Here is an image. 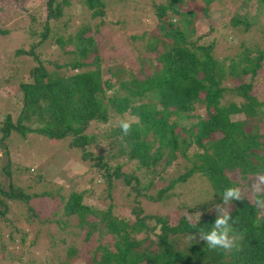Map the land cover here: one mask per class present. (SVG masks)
Here are the masks:
<instances>
[{
    "label": "trees",
    "instance_id": "16d2710c",
    "mask_svg": "<svg viewBox=\"0 0 264 264\" xmlns=\"http://www.w3.org/2000/svg\"><path fill=\"white\" fill-rule=\"evenodd\" d=\"M117 1L78 0L76 5L71 0L47 1L40 44L50 36L51 23L62 20L66 10L70 12L68 20L82 23L92 20L95 24L78 27L73 51L66 49L62 39L57 41L66 53L75 55L70 64L61 67L58 62H46L36 56L38 65L20 85L22 105L16 121L12 112L0 121V244L3 251L17 252L14 250L18 245V254L23 252L28 243H35L29 241L28 232L38 227L46 254H55L54 249L66 246L65 237L78 236L81 244H95L87 249L93 264H264V206L256 207L255 197L250 202L242 195V200L228 204L222 198L226 188H240L229 174L239 172L244 181L250 179L248 186L254 183L257 174H264V133L260 127L264 123V90L262 97L253 93L255 82L264 86V82L256 79L260 71L264 74V47H246L243 54L234 58H215V42L199 44L200 38L196 40L193 34L188 35L182 29L184 19L192 22L196 16L184 9L190 0H165L152 6L151 12L147 7L140 9L146 11L150 23L157 21L160 35H150L142 26L144 31L130 37L135 44L147 35L146 52L151 53L148 67L152 69V76L143 80L135 76L126 79L120 77L121 70H116L109 71L115 81H105L94 34L105 22L106 9ZM260 3L264 6V0ZM129 22L144 25L139 17L134 20L131 17ZM229 24L242 34L250 27L245 19L239 18H232ZM91 31L92 36L86 37ZM0 33L9 31L0 27ZM29 35L35 36V33L31 31ZM33 50H18L14 56H33ZM256 50L257 55L251 57ZM145 61L140 59L141 69ZM247 77L254 83L245 82ZM231 95L235 96L234 100L229 99ZM196 105L203 108L207 119L192 115ZM125 114L131 121L130 134L124 136L120 128L116 129L114 135L122 136L118 154L109 153L104 158L100 149L109 140L102 142L100 135H89L87 130L91 124L105 126L111 115L125 120ZM235 115L243 116L244 121L233 122L231 117ZM184 120H190L191 124L183 125ZM15 134H21L24 139L36 134L57 143L61 149L72 139L68 149L54 157L59 160L65 155L71 160L77 155L87 167L82 181L85 188L63 194L57 185L53 195L48 193L51 172L47 170L54 166V157L50 155L46 162L41 160L40 165L35 161L37 167L14 163L7 142ZM190 148L194 153L188 154ZM178 158L188 163L181 175L150 179L157 172H163L157 168L160 161L165 159V170ZM16 164H19L17 169ZM42 167L44 170L40 171ZM15 170L22 178H33L30 185L38 186L37 194L30 195L13 186ZM196 181L202 182L200 190L204 197L194 205L182 206L176 221L165 214L151 216L144 212V201L151 205L164 202L173 197L177 188L184 194L191 188L189 184ZM200 190L191 188L190 191L200 193ZM260 194L264 196V191ZM89 198L95 205L86 203ZM49 199L53 207L44 216L37 206ZM120 201V207L128 208L132 218L115 211ZM9 204L18 211L23 209L16 221L8 216ZM217 205L228 209L230 223L234 221L232 234L237 236V246L231 251L211 249L199 239L200 228L211 230ZM73 217L78 220L76 236L49 234L48 227L65 229ZM143 233L144 238L138 237ZM193 235L196 239L191 238ZM109 241L111 245L107 244ZM64 255L61 264H73L80 259L78 245L73 240L66 246Z\"/></svg>",
    "mask_w": 264,
    "mask_h": 264
},
{
    "label": "rangeland",
    "instance_id": "374dc122",
    "mask_svg": "<svg viewBox=\"0 0 264 264\" xmlns=\"http://www.w3.org/2000/svg\"><path fill=\"white\" fill-rule=\"evenodd\" d=\"M47 1L48 0H0V27L4 30L6 28V30L9 31L7 34L0 33V121H2V117L8 114V112L14 113L13 121H16L20 113V105H22L20 104V85L29 78L31 69L38 65V61L35 62L36 56H38L40 60L46 62H58L61 67L70 64L75 60V55L66 52L67 50L73 51V44L77 41L75 36L78 27L85 23L91 25L95 24V21L92 20H85L83 23L81 20H68L70 12L66 10V16H64L62 20L51 23L50 36L44 43L40 44L41 41L39 40V36L41 34V27L46 19V10L48 8ZM163 1L165 0H118L117 4L115 3L112 7L106 9L104 12L105 22L101 24L98 32L94 34V40L100 56L102 76L105 81L111 79L112 82H114L115 78H111L109 71L113 73V71L115 72L116 70H121L122 73L120 77L126 79L135 76L138 80H143L146 77L150 78L152 76V69L148 67L149 61H151L148 56H151V53L147 54L146 52L147 35L145 36V40H137L138 42L135 44H133L130 37L140 34L144 31L143 28H145L146 32L150 35H160L157 30V21L154 19L153 23H150L146 11H140V9L147 7L151 12L152 6ZM208 1L210 2L208 3ZM260 1L261 0H190L184 9L194 12L196 16L194 20L192 19V22L184 19L182 29L186 30L188 35L193 34L192 37L194 39L198 40L200 38L199 44L209 45L215 42L216 51L214 56L218 59H229L237 55L240 56L243 54L246 47H257L261 49L264 47V6ZM77 2L78 0H71V3L74 5H76ZM131 17L133 20L139 17V19L144 22V25H136L137 22H129V18ZM232 18L245 19L250 24L249 30L243 32V34L238 33V29L236 27H231L229 24ZM142 26L144 27L142 28ZM31 31L35 33V36L29 35ZM92 33L93 31L85 36H92ZM59 39H62L66 43V51L59 46L57 42ZM34 47L35 49L33 50ZM30 49L34 51L33 56H18V58L14 56L15 52L18 50H26L28 52ZM159 50V52L163 51L161 47ZM257 51L258 50L252 52L250 56L254 57L257 55ZM140 59L146 60L142 69L139 64ZM153 64L155 67H158L155 61H153ZM69 73L71 72L68 71V74ZM256 79L260 83L264 82V74L262 71H260ZM244 81L247 83H254L250 77L245 78ZM234 83L235 82H233V84ZM224 85L226 86L227 83H224ZM263 87V84L255 82L253 93L257 97H262ZM234 98V95L229 97L231 100H234ZM191 112L194 117L200 115L204 119L208 118L201 106L196 105ZM127 116V114L124 115L125 120H127ZM122 118L123 117L118 118L116 115H111L109 123L105 126L91 124L87 130L89 135H100V141L102 142L105 139L109 140L106 144L107 146L100 149L104 158H107L109 153L112 155L118 154V146L122 142V136L114 135V132L116 129L120 128L119 123ZM231 120L233 122H242L244 121V117L235 115L231 117ZM182 124L189 126L191 121L184 120ZM260 127L262 128L261 132L264 133V123H260ZM71 140L72 139L69 138L66 142L67 146L64 145L63 149H61L57 143H51V141H47L44 137L36 134L29 135L28 139H24L21 134H15L11 136L7 144L14 163L37 167V164L40 165L41 160L45 162L48 161L50 155L52 157H59L60 153L68 149V143H70ZM71 151L74 152V150ZM191 153H194L193 148H190L188 152V154ZM55 157L52 160L54 166L47 170L48 173L49 171L51 172V181L49 180L48 182L51 188L48 193H52L53 195V189L57 188V185L63 189V194L85 188L82 181L86 176L85 174H87L86 164L81 162L77 155L71 160H68L65 155L59 160H56ZM119 162H121L120 159ZM164 162L165 159L160 161V164L157 165V168L163 172H157V174L153 175L152 178H150L152 181L155 180V176L159 179V175L166 179L181 175L182 169L188 166L185 160L178 158L168 168L163 170ZM18 165L19 164H16V166L14 165V168L17 169ZM124 168L127 169L128 167ZM41 169L44 170L43 167L39 168L40 171ZM34 170L36 169L34 168ZM28 174H31V170ZM12 176V184L16 189H22L30 195L37 194L38 186L35 185L33 188V185H30L33 183L32 177L22 178V176L16 173V170ZM229 177L240 185L242 195L252 202L254 200L252 185L256 182L257 178L254 179L252 185L250 184V186H248L250 179L244 181L239 172L229 174ZM189 185L191 188H197L199 190L203 188L201 181H196ZM191 188L185 190L184 194L181 192V189L177 188L173 191V197L164 202L155 203V205H151L144 201V212L151 216L165 214L168 215L172 221H176L178 211H180L182 206L188 207L194 205L200 202L204 197L201 190L200 193L199 191L193 193L190 191ZM262 190L264 191V185H261V191ZM32 201L37 204L36 199L33 198ZM121 202L122 201L117 203L115 211L132 218L128 208L120 207ZM86 203L95 205V202L90 198L86 200ZM8 206L11 208L8 216L12 221H16L23 212V209L18 211L13 207V204H9ZM52 207L53 201L49 199L43 200L39 206H37V209L45 216L51 211ZM134 221L135 220H132V222ZM77 224L78 220L73 217L70 219V223L65 229H59L56 226L48 227L50 228L49 234L55 237H58L59 234L66 235L67 233L75 235L78 231ZM153 225L154 224H152V226ZM4 231H6V229ZM26 232H28L27 228ZM28 233L30 234L29 241H35V243L33 245L28 243L24 251L19 252V254L18 245L14 244L16 247L14 251L17 252H11L10 249H5V251H3L2 245L0 244V264H61L64 260L66 246L68 243L72 242V240L78 245L80 255V259L74 260L73 264H93L87 249H92L95 244H81L78 236L75 239L65 237L67 245L62 246L61 249H54L57 255V257H55L56 255L53 253L50 255L47 252V255L46 249H43L44 243L39 237L38 227ZM37 233L38 237H36ZM145 235L146 234L143 233L138 235V237L144 238ZM111 243L112 241H109L107 244L111 245Z\"/></svg>",
    "mask_w": 264,
    "mask_h": 264
},
{
    "label": "clouds",
    "instance_id": "9594fccd",
    "mask_svg": "<svg viewBox=\"0 0 264 264\" xmlns=\"http://www.w3.org/2000/svg\"><path fill=\"white\" fill-rule=\"evenodd\" d=\"M119 127L124 136L130 134L131 131V121L121 120ZM261 185H264V174H257L256 182L252 185V193L255 197V206H264V196L261 193ZM223 202L228 204L233 200H242V192L239 187H228L223 193ZM217 217L212 224L211 230L206 231L205 228H200L198 230L199 239L204 241L206 245L211 249L221 248L225 251H231L235 248L237 236L234 233L232 217L228 209L222 208L220 205L216 206ZM195 227V224H193ZM192 239H196L193 235Z\"/></svg>",
    "mask_w": 264,
    "mask_h": 264
}]
</instances>
